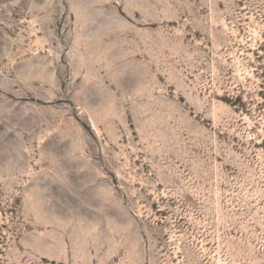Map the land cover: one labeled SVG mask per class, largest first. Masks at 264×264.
<instances>
[{
	"label": "rangeland",
	"instance_id": "rangeland-1",
	"mask_svg": "<svg viewBox=\"0 0 264 264\" xmlns=\"http://www.w3.org/2000/svg\"><path fill=\"white\" fill-rule=\"evenodd\" d=\"M0 264H264V0H0Z\"/></svg>",
	"mask_w": 264,
	"mask_h": 264
}]
</instances>
